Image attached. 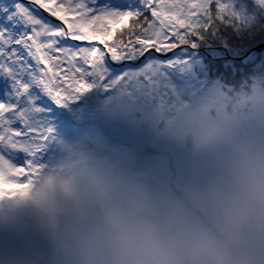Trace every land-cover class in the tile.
<instances>
[{
    "label": "snow or ice",
    "instance_id": "snow-or-ice-1",
    "mask_svg": "<svg viewBox=\"0 0 264 264\" xmlns=\"http://www.w3.org/2000/svg\"><path fill=\"white\" fill-rule=\"evenodd\" d=\"M257 66L264 0H0V198L28 194L89 92L164 98Z\"/></svg>",
    "mask_w": 264,
    "mask_h": 264
},
{
    "label": "clouds",
    "instance_id": "clouds-1",
    "mask_svg": "<svg viewBox=\"0 0 264 264\" xmlns=\"http://www.w3.org/2000/svg\"><path fill=\"white\" fill-rule=\"evenodd\" d=\"M242 116L264 124V92L225 102L219 122L196 131L194 151H227L184 199L76 151L0 228L38 241L44 264H264V141L229 139ZM0 264L36 261L12 251Z\"/></svg>",
    "mask_w": 264,
    "mask_h": 264
},
{
    "label": "rangeland",
    "instance_id": "rangeland-1",
    "mask_svg": "<svg viewBox=\"0 0 264 264\" xmlns=\"http://www.w3.org/2000/svg\"><path fill=\"white\" fill-rule=\"evenodd\" d=\"M257 55L254 52L250 59ZM259 69L263 72L262 68ZM252 71L255 73L254 79L248 83L250 86L239 82L238 85L232 84V90L227 84L216 81L189 87L169 97L148 100L130 95L122 87L89 92L81 98L78 107L69 109L73 116L70 120L76 123L73 128L67 123L64 126L63 121L58 125V142L52 161L45 163L47 166L51 163L53 168L49 174L43 172L42 176L45 178L57 171L73 152L87 150L136 175L154 190L184 199L187 188L203 183L227 151L226 148L219 152L194 151L188 135L193 140L201 126L219 122L224 103L232 97L253 91L264 92V73L249 72ZM256 74L262 75L255 81ZM243 79L247 82L249 78H240V81ZM163 119L164 123L160 125ZM65 133L70 138L64 136ZM228 135L231 141L250 139L261 142L264 141V124L242 116L229 129ZM35 177V174L29 177L30 189L26 196H13L15 209H11L7 196L0 198V213L9 219L0 214V220L11 221L18 216L19 209L36 188L33 184ZM26 235L21 229L0 228V252L16 251L33 258L36 264L45 262L44 248L38 244V249L35 244L33 252L29 244L33 239L25 240ZM18 240L27 242L24 249L18 247Z\"/></svg>",
    "mask_w": 264,
    "mask_h": 264
},
{
    "label": "trees",
    "instance_id": "trees-1",
    "mask_svg": "<svg viewBox=\"0 0 264 264\" xmlns=\"http://www.w3.org/2000/svg\"><path fill=\"white\" fill-rule=\"evenodd\" d=\"M245 63V62H244ZM257 68L259 69V68H262L263 69V72L259 69L258 70V73H264V67H260V66H257ZM241 71H243V70H241ZM254 73L255 72H249L246 76H241V77H239L236 81H235V83H224V84H227L228 86H232V84H235V85H238L239 84V82H245L248 86H250L251 84H248L249 82H251V80H253L254 79ZM262 74H260V75H255V81L256 80H258L259 79V77L261 76ZM249 78L248 80H247V82L246 81H244V79L243 80H241L240 81V78ZM231 90H232V87H231ZM230 90V91H231ZM230 91H228V93H231ZM232 99H233V97H232ZM86 122H88V121H86ZM90 123H91V121H89ZM64 123V124H63ZM63 123L61 122V124H63L64 126H66L65 125V123H67V125H69L70 126V128H73V126L76 124L73 120H64L63 121ZM57 130H59V129H57ZM60 135H62V133H59ZM64 136H67L68 138H70V135H68V133H65V134H63ZM52 159V157L49 159V161ZM52 161V160H51ZM48 162V161H47ZM50 165L49 166H47V165H44L41 169H39L37 172H35V175H36V180H34L33 181V184H35L36 186H37V184L44 178V176H42V173L43 172H45L44 174H49V172L51 171V168H53V167H51V163H49ZM54 168H56V167H54ZM31 194L32 193H30L28 196H31ZM7 201H8V203H9V205H10V207H11V209H15V207H14V201H15V198L13 197V196H11V197H9V196H7ZM9 210V209H8ZM7 211V210H6ZM1 214V216L4 214V213H0ZM4 216V218H6V219H8L7 218V215H3ZM9 220V219H8ZM12 230V229H11ZM25 237V240H28V239H30L31 240V237H29L28 235H26V236H24ZM34 240V239H33ZM33 240H31V242H29V244H30V247H33V252L35 251V244H39V242L38 241H33ZM13 241V240H12ZM18 242H19V245H18V247L20 248V249H24L26 246H25V244L27 243V242H24V241H21V240H18ZM12 243H15V242H12ZM38 247V249H40V246L38 245L37 246ZM39 252H37V253H35L33 256H36L37 254H38ZM39 264H43L44 262H42V261H39L38 262Z\"/></svg>",
    "mask_w": 264,
    "mask_h": 264
},
{
    "label": "water",
    "instance_id": "water-1",
    "mask_svg": "<svg viewBox=\"0 0 264 264\" xmlns=\"http://www.w3.org/2000/svg\"><path fill=\"white\" fill-rule=\"evenodd\" d=\"M45 14H47V13H45ZM48 15V14H47Z\"/></svg>",
    "mask_w": 264,
    "mask_h": 264
}]
</instances>
